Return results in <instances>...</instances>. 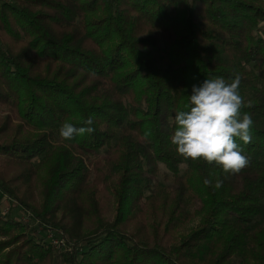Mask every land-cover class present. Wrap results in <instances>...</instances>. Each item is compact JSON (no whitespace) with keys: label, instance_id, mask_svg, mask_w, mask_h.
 I'll return each mask as SVG.
<instances>
[{"label":"trees","instance_id":"1","mask_svg":"<svg viewBox=\"0 0 264 264\" xmlns=\"http://www.w3.org/2000/svg\"><path fill=\"white\" fill-rule=\"evenodd\" d=\"M236 73L254 123L225 178L170 136ZM0 192L72 241L0 211V264H264V0H0Z\"/></svg>","mask_w":264,"mask_h":264},{"label":"clouds","instance_id":"2","mask_svg":"<svg viewBox=\"0 0 264 264\" xmlns=\"http://www.w3.org/2000/svg\"><path fill=\"white\" fill-rule=\"evenodd\" d=\"M241 75L236 73L231 81L222 77L204 79L191 88L187 110L177 111L174 117L175 128L170 142L177 154L184 160L204 161L222 169L225 178L241 173L249 164L243 149L236 142H251L253 120L244 107H251L240 93ZM84 126L76 127L63 122L59 128L62 140L71 141L76 136L91 134L94 121L89 117ZM187 167V165H182ZM204 184L211 186L212 181L205 179ZM223 186V180H217L215 188Z\"/></svg>","mask_w":264,"mask_h":264},{"label":"rangeland","instance_id":"3","mask_svg":"<svg viewBox=\"0 0 264 264\" xmlns=\"http://www.w3.org/2000/svg\"><path fill=\"white\" fill-rule=\"evenodd\" d=\"M0 198H1L0 211L6 217L16 218L19 220L24 218L25 223L28 224L31 232L36 233V231H37V234H38V232L41 234H45L47 239H49V241H51L52 244L54 241H57L58 243L61 242L62 244H58V245H54V246L57 248L64 249L63 251L66 250V248H65L66 243H68V242L72 243V241H69V238L66 235H64V236L62 235V232L60 229L53 227V226L42 224L39 220H37L35 218V216L33 215L32 212L27 211L25 209L23 210V208L20 207V205L15 200L10 199L9 197H7V195H3L0 192ZM27 216H28V218H27ZM58 217H59V214H58ZM70 243H68V244L70 245ZM69 249H67V250L69 251Z\"/></svg>","mask_w":264,"mask_h":264},{"label":"built area","instance_id":"4","mask_svg":"<svg viewBox=\"0 0 264 264\" xmlns=\"http://www.w3.org/2000/svg\"><path fill=\"white\" fill-rule=\"evenodd\" d=\"M27 218H28V216H27ZM20 221H22V222L25 223V219H24V218H22ZM58 244H62V243H61V242L58 243L57 241H54V242H53V245H58Z\"/></svg>","mask_w":264,"mask_h":264}]
</instances>
